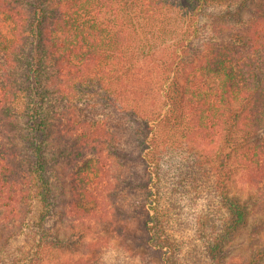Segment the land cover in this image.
Listing matches in <instances>:
<instances>
[{
	"label": "trees",
	"instance_id": "obj_1",
	"mask_svg": "<svg viewBox=\"0 0 264 264\" xmlns=\"http://www.w3.org/2000/svg\"><path fill=\"white\" fill-rule=\"evenodd\" d=\"M0 15V223L39 207L31 264H95L116 217L147 255L115 264H264V0H0Z\"/></svg>",
	"mask_w": 264,
	"mask_h": 264
},
{
	"label": "rangeland",
	"instance_id": "obj_2",
	"mask_svg": "<svg viewBox=\"0 0 264 264\" xmlns=\"http://www.w3.org/2000/svg\"><path fill=\"white\" fill-rule=\"evenodd\" d=\"M0 25H6L1 15ZM231 188L235 192H243L246 187L240 176H237L235 181L231 184ZM110 200H112V198H110ZM115 201L117 202V199H115ZM38 208L39 207L35 205L30 206L23 215H18L15 219H9V223L6 225H4L5 222L0 223V259L15 255L21 260V264L32 263L30 257L31 250H33L32 237L27 236L24 233L28 231L33 223L35 218L33 215ZM116 214L117 213L115 212V214L112 215L114 216ZM118 222L120 221H118V217H116L113 219V223H111L112 225L106 223L99 227L98 235L102 236V239L104 238L108 240L110 250L107 249L109 252H106L103 256L100 254V257L97 258L95 264H115L121 253H126L128 251H140L142 255H147V252L144 249L134 248L129 235L122 236L116 231V223L118 224ZM128 228V232L130 233L135 229L134 225L129 226ZM185 230H188V227H186ZM78 257L79 255L76 253L64 251L63 254H60L59 258H57L56 255H52L49 257V261L45 260L42 264H60L61 262V264H63L64 260H70V263H72V260L77 259ZM154 262L155 264L159 263L157 259H154Z\"/></svg>",
	"mask_w": 264,
	"mask_h": 264
}]
</instances>
